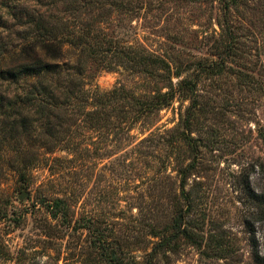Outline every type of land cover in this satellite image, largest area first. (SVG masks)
<instances>
[{
  "label": "rangeland",
  "instance_id": "obj_1",
  "mask_svg": "<svg viewBox=\"0 0 264 264\" xmlns=\"http://www.w3.org/2000/svg\"><path fill=\"white\" fill-rule=\"evenodd\" d=\"M143 3L138 14L119 16L110 31L128 44L159 55L172 56L174 49L175 56L187 65L192 63V67L198 60L205 65L218 62L221 67L218 74L215 68L212 75L198 76L191 127L195 143L190 147L173 139L156 152L144 148L147 144L133 150L132 143L99 160L96 146L86 141L88 153L47 154L62 160H47L34 169L28 188L18 186L16 175L9 170L1 176L0 201L9 198L10 212L21 217V223L6 236L10 254L8 260L0 256V264H104L91 247L93 234L67 229L40 204L58 197L74 201L68 203L72 227L87 221L93 225L89 229L107 230L113 235L109 241L117 238L125 255L144 264L151 249L148 226L163 223L162 215L169 213L172 204L168 195H179L182 190L175 178L182 159L195 166L183 190L202 196L192 214L200 219L194 229L198 238L194 243L180 240L177 251L167 252L156 264H256L244 223L252 211L238 180L242 173H249L254 192L264 194V0H239L230 12L236 44L229 48L224 37L223 46L216 50L202 43L203 37L219 34L217 23L222 11L216 0ZM2 17L0 44L7 45L9 51L15 47L16 38L5 30L11 21ZM94 84L102 92L121 86L135 95L148 92L154 85L138 74L128 75L122 68L99 71ZM189 104L174 100L159 113L153 126L138 125L133 135L141 140L150 133L174 130ZM81 134L94 136L89 131ZM140 151L150 152V157L142 158ZM136 157L140 160H134ZM138 169L143 170L142 175L137 174ZM23 193L29 196L20 201ZM254 226L263 256L264 222Z\"/></svg>",
  "mask_w": 264,
  "mask_h": 264
},
{
  "label": "trees",
  "instance_id": "obj_2",
  "mask_svg": "<svg viewBox=\"0 0 264 264\" xmlns=\"http://www.w3.org/2000/svg\"><path fill=\"white\" fill-rule=\"evenodd\" d=\"M216 1L222 11L217 23L219 34L203 37L201 42L216 50L223 46L226 37L227 45L233 49L236 40L230 12L238 6L239 0ZM143 5V0H1L0 20L3 15L11 21L5 30L15 35L16 45L7 51V45L0 44V180L10 170L16 175V184L28 188L34 169L47 160L48 163L62 160L46 157L47 154L56 151L70 156L88 153L87 142L96 146L99 160L109 158L112 151L132 143L135 144L133 150L147 144L144 148H152L153 152L160 146H168L173 139L192 147L198 76L212 75L215 68L218 74L221 67L218 62L205 65L200 60L192 67V63L187 65L175 56L174 49L172 56L159 55L142 46L128 44L110 31L119 16L130 18L138 14ZM117 68L126 69L128 75L143 76L154 85L140 95L121 86L100 91L94 84L97 73ZM178 99L190 104L174 130L150 133L141 140L133 135L138 125L153 126L159 113ZM88 131L94 136L82 137L81 133ZM146 151H140L139 156L150 157V152ZM188 151L191 153V148ZM117 162L120 164L118 159ZM179 163L175 178L182 190L179 195H168L172 204L169 213L162 215L163 223L148 226L151 249L144 264H156L167 252H176L180 240L194 243L198 238L194 229L200 219L193 218L192 214L202 196L183 190L194 162L185 163L182 159ZM137 172L143 174L141 169ZM238 185L252 211L244 223L253 260L264 264L254 226L264 222V194L254 192L249 173L241 174ZM68 203L71 202L58 197L50 202L44 199L40 204L52 219H59L67 229L88 230L93 234L90 244L102 263L140 264L125 255L116 237V241H109L113 235L107 230L89 229L93 225L87 221L79 226L76 222L77 226L72 227L68 219L74 201ZM10 206L8 197L0 201V256L6 260L10 252L5 238L21 223V217L16 218L10 212Z\"/></svg>",
  "mask_w": 264,
  "mask_h": 264
},
{
  "label": "water",
  "instance_id": "obj_3",
  "mask_svg": "<svg viewBox=\"0 0 264 264\" xmlns=\"http://www.w3.org/2000/svg\"><path fill=\"white\" fill-rule=\"evenodd\" d=\"M28 196H29L28 193H23V194L19 197V200L22 201V200L26 199Z\"/></svg>",
  "mask_w": 264,
  "mask_h": 264
}]
</instances>
